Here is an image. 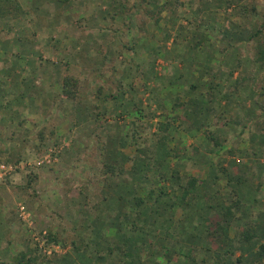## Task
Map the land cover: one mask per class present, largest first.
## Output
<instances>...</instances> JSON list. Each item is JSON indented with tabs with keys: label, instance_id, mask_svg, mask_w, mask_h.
Here are the masks:
<instances>
[{
	"label": "rangeland",
	"instance_id": "obj_1",
	"mask_svg": "<svg viewBox=\"0 0 264 264\" xmlns=\"http://www.w3.org/2000/svg\"><path fill=\"white\" fill-rule=\"evenodd\" d=\"M36 1L38 7H32L31 0H19L27 12L20 18H0V135L8 144L20 145L22 138H31L40 124L46 126L40 148L34 150L33 139H28V144L23 145L27 157L24 154L19 163L5 164L7 171L0 172V186L3 187L0 188V262L14 264L13 257L24 250H32L38 263L43 264H128L129 260H139V264H201L211 256L214 260L230 262L224 252H233L242 241L241 232L245 226L250 222L256 227L264 225V116L258 105L264 104V88L257 92L253 86L257 88L263 82L264 87V70L253 61L257 42L248 40L249 34L264 21V0H180L175 17L163 11L160 28L153 25L149 18L151 13L130 11L123 20H114L116 25L125 23L132 29V33L120 36L124 38L121 40L128 41L130 52L121 49L125 41L120 37L113 40L108 33L112 29L109 4L112 0H72L65 4L57 0ZM126 1L130 5L133 2ZM144 6L152 13L157 10L149 3ZM243 7H254L258 14L241 17ZM194 31L204 34L209 41L196 58L199 69L205 72L204 81L215 75L214 83L205 86L213 89L216 82L220 84L216 87L220 89L218 100L211 106L205 100L203 80L192 78L183 70V65L189 68L191 63V59L186 58L193 56L189 47ZM153 46L162 48L158 57L157 52L150 49ZM164 50L168 55L165 56ZM237 61L238 67L235 66ZM112 69L117 73L112 74ZM230 71L232 76H229ZM66 74L79 80V96L75 101L60 98L59 85ZM178 74L182 78H177ZM142 75L147 79L157 78L156 87L163 93L167 90L165 99L168 102L173 95L179 96L185 104L173 113L179 116L169 128L173 135L168 134V130L165 135H153L161 111L149 97L154 79L147 80V87H143ZM193 75L198 74L195 71ZM172 76L175 81L164 84L166 78L169 80ZM47 79L49 87L42 89L40 86ZM57 79L59 85L54 82ZM241 79L245 84L235 87V80ZM19 81L20 85L9 87V83ZM118 81L123 87L117 88ZM22 83L25 87L33 84L29 99L34 102L29 104L25 99L28 107L25 111L21 104L11 101L18 90H24ZM191 83L195 85L194 90L188 89ZM100 85L103 90L98 96L96 89ZM107 92L116 93V97L109 101L104 99ZM42 98L44 103L39 102ZM6 101L11 102L5 107ZM170 104L166 103V112ZM133 105L138 106L145 117L131 121ZM209 107L218 115L236 117L242 122L231 126L223 125L220 120L215 123L213 115L207 111ZM152 112L157 117L148 121L146 118ZM256 120L259 122L254 127ZM249 122V127L243 129ZM194 126L216 138L220 146L214 147L213 142L206 140ZM130 141L133 147L128 145ZM168 144L179 152L173 161L164 159ZM134 145L138 151L140 148L136 170L143 175L148 169L144 163L153 166L147 179L152 183L166 168L162 170L153 164L154 160L144 161V153L150 157L151 151V158H158L164 166L169 162L181 179L194 176L207 183L205 192L199 191L200 198L183 222L180 216L170 218L168 209L152 212L155 209L136 216L137 212H130L129 198L103 202L104 197H113L115 191L124 189L129 193L132 187L134 190L138 183L146 181L141 177L133 182L128 156L135 151ZM110 161L123 168L117 183L103 185L101 180H93L101 163ZM3 164L0 159V166ZM237 170L242 174L236 173ZM28 174L37 179H31L26 194L18 187L28 183ZM237 182L250 194L242 195L248 206L244 205L240 221L233 223L230 229L233 243L228 242L229 245L218 251L219 244L212 240L208 246L202 244L203 225L206 224L204 211L209 213L217 208L221 197L230 203L232 198L228 192L232 188L229 187ZM160 199V204L165 203ZM97 203L99 210L89 216L90 208ZM20 206L25 209L24 217L20 216ZM179 212L184 211L178 208L177 215ZM215 215L207 216V225H211L208 235L214 228ZM86 220L90 227L84 232L86 240L82 242L77 232ZM180 226L186 232L173 233ZM41 231L50 232L56 240L43 244L42 250L32 239V235L38 237ZM178 235L195 240L184 249L187 256L201 246L206 247V258L202 259L199 247L195 250L196 260H175L180 256L181 245L178 248L168 242V236L174 239ZM256 235L251 244H243L252 247L261 243L262 239ZM114 245L116 249L110 254L109 249ZM168 250L173 252L174 260H168ZM126 252L132 253V257L124 256ZM252 258L240 264L253 261L264 264V260Z\"/></svg>",
	"mask_w": 264,
	"mask_h": 264
},
{
	"label": "trees",
	"instance_id": "obj_2",
	"mask_svg": "<svg viewBox=\"0 0 264 264\" xmlns=\"http://www.w3.org/2000/svg\"><path fill=\"white\" fill-rule=\"evenodd\" d=\"M70 1H72V0H57V3L65 4V3H68ZM225 2L227 3V5H229V6L231 5L227 1H225ZM128 3L129 2L126 0H112L111 3H109L110 4V11H111L110 18H111V22H112V24H111L112 29L109 30L108 33L111 34L113 40L118 39L122 35L126 36V34L132 33V29L129 26H127V24L124 23V24H117L116 25V21H114L115 19L116 20L117 19L123 20V18L130 15V11H133L134 13L142 12L144 14L151 13L152 16H149V18L152 20L153 25L160 28V27H162L160 22L162 20L161 14L163 13V11H166L167 14L169 13L170 15L175 17V11H176V9H178L177 5H178V3H180V0H174L173 2H168L167 0H164V1L163 0L162 1L161 0H133L131 5ZM147 3L154 5L155 8L157 7V10L154 13L149 12L148 9L144 6ZM157 4H158V6H157ZM220 6H222V5H220ZM150 11H152V10H150ZM26 14H27V12H25V10H23V8L21 7L18 0H0V18L12 17V18L16 19V18H20L21 16H24ZM252 14H255V15L258 14V12L256 11V9L254 7H250V8L243 7L240 10V16L241 17L248 18ZM208 26L209 25L206 24V27H208ZM179 28L182 29L181 26ZM191 34L194 35L193 36L194 40H193V43H191L192 46L189 47V49H190L189 52L192 53L193 56L191 58H186V59H191L190 60L191 63H190L189 68H185L186 66L183 65V70H184L185 74L187 72L188 74H190V76L192 78L196 77L198 80H201V81L203 80L202 82H203V85L206 89L205 100L208 103H210V106H211L212 102L214 103V101L217 102V100H218L217 92L218 91L220 92V89H216V87L220 86V84H219V82H216V85L213 86L214 87L213 89L208 88V86L206 87L205 85H210L212 82L214 83L213 78L215 75H213V76L211 75L212 78L210 77L204 81L205 72H201L202 70L199 69L200 66L198 64H196L197 55L199 57V53H200V51H202V47H204V49H205L206 44L209 43V41L207 40L206 36L202 33H198L196 31H194V32H191ZM196 36H198V37H196ZM152 37H155V36L153 35ZM119 39L121 40L124 38L120 37ZM248 40L249 41L254 40L255 42H257L253 61L258 67H260L261 69L264 70V21L255 29V31H253L249 34ZM121 41H125V40H121ZM121 49L122 50L124 49V51H127V52L131 51V47L128 45V41H125V43L121 44ZM150 49L152 51L157 52L156 53L157 57L159 56V50H162V48H155L154 46L150 47ZM164 51H165L164 52L165 56L168 55L169 52L167 50H164ZM105 58H106V56L103 54L102 59L105 60ZM197 63H199V62H197ZM137 66H139V65H136V67ZM235 66H237V67L240 66V63L237 61ZM99 70H100V68H99ZM127 71H128V69L126 70V72ZM195 71L198 74L197 76L193 75V73ZM114 72L117 73L116 70L112 69V74H115ZM231 73H232V71H230L229 76H232ZM173 76L169 80H168V78H166L167 81H166V83L164 82V84H172L173 81H175V80L172 81V79H174ZM142 77L144 79V84L142 83L143 87L146 86L145 83L147 82V80H152V78L154 79L153 81H155V82H153V86H152V89L150 90L149 97L151 98L152 103L155 105V108L157 110L159 109L161 111L160 112L161 118L160 117L158 118L159 122L155 125L153 135L156 136L159 133H162L165 135L164 132H166L167 130H168V134L171 133V135H173L172 131H170L169 128L171 126H173V124L179 119V116L173 115V113H174V111L176 112L177 109L183 108V105H185V104L181 101L179 96H173V95L170 96V98L172 97V101L169 100L170 102H168V100L165 99L167 94H168L167 90H164V93H163L162 90H160L159 88L156 87V83H158V82H156L157 78L151 77L150 79H147V78H144L145 77L144 75H142ZM165 77H168V76H165ZM177 78H182V76H179V74H178ZM248 82H251V78L248 79ZM234 83H235V87H237L239 85L243 86V84H245L242 81V79L241 80H235ZM116 84H117V88L123 87V85H121L122 82H120V81L116 82ZM59 86H60V98L61 99L66 100V101H75L78 98V96H79V80L76 77L69 75V74L62 76ZM253 86L255 87V91H257V92H259L258 90L264 88L263 82H262V85L260 84V86H257V88L255 85H253ZM188 89L194 90L195 85H192V83H191V85L189 84ZM102 90H103L102 86L101 85L98 86V88L96 89V94L98 96L101 95ZM24 95L27 96L26 91H25ZM228 96H229V94H228ZM114 97H116V93H113V92H107V94L104 95V99H106L108 101L110 99H113ZM221 97H222L221 94H219V98H221ZM192 100L196 102L195 99H192ZM195 102H193V103H195ZM166 103H171L170 108H168L169 112H166V110H167L166 107H168L166 105ZM258 105H259L260 112L264 116V104L259 103ZM133 106H135V108H134V114L130 115L131 121L132 120L137 121V120H140L143 117H145L141 112L142 110L138 106H136V105H133ZM207 111H209L208 112L209 114L213 115V119H214L215 123H217V121L220 120L221 123H223V125L231 126L233 124H240V122H242L240 119H238L236 117L233 118L231 116H226L224 114L218 115V113L214 110V108L209 107ZM63 112L65 114L67 112L66 109L63 110ZM72 115H74V114H72ZM155 116H156V114L154 112H152V115L147 117L146 119H148V121H150ZM260 117H262V116L260 115ZM257 120L255 122L253 121V123H255L254 127L256 126V124L258 125L259 121H257ZM44 124L45 123L40 124L39 125L40 127L37 128L36 130H34L31 138H28L27 136L23 137L22 140L20 141V145H15V144L13 145L14 142L8 144L7 142H5V138L3 139L2 135H0V148H1L0 149V159H2V163H4L3 165L9 164L12 161L14 163H19L20 161H22L24 159V157H21L24 154H25V157H27V151H26V149L24 150L23 145L28 144V141H29L28 139H31V140L33 139V141H31V143L33 145L34 150L40 148V145L43 143L44 136H45L46 126ZM250 124H251V122H249L248 126L244 125L243 129L248 128ZM194 128H196V130L198 132H200L206 140L212 141L214 147L220 146V144L216 138H214V137L212 138V137L208 136L207 134L203 133V131H200V129L197 128L196 126H194ZM262 131L264 132V128ZM51 134H53L52 130H51ZM162 139H163V137H162ZM168 140H169V137H168ZM128 145L133 147L131 141ZM20 146H21V148H20ZM153 146L155 147V144H153ZM167 148H168V150L166 149V153L164 154L165 155L164 159H171L173 161L174 157L176 158V156L179 152L175 148H171V144H168ZM23 150H24V153H23ZM134 150L135 151L133 152V154H130V156H128V163L130 164V171L132 173L133 182H136L138 179L141 180V177L144 178L146 181L144 183L141 182V184L138 183L135 186L134 190L132 187L134 194H132L131 189H130L129 193L124 192L123 191L124 189H121V191H115L114 196L111 198L104 197L103 202H107L108 200H111V201L115 200V201L119 202L120 199L125 200L126 198L127 199L129 198V200H131V201L128 202V200H127V203H129V206H130V212H137V213H135V215L139 216V217L142 216L143 214H145V212H150V211L155 210V209H157V210L152 211V212H158L161 210H167L168 209V214H172V216L171 215L169 216L170 218L177 215L178 208L181 211L186 210V211L190 212L192 206L196 205L198 199L200 198L199 191L202 189V191L205 192V190H206V187H205L206 185H204V181H201L194 176H187L184 179H181L180 174L177 172V170H173V166L170 167L169 162H168L167 166H164L161 162H158L159 161L158 158H156V159L151 158V156H153V151H151L150 157L148 155H146V153H144L145 154L144 161L147 162L150 160H154L155 162L153 164L156 163L157 166H159L162 170H164V168H166L163 172H161V175L159 176V178H157L152 183L151 181H149L147 179L150 175V168H152L153 166L150 167L147 163H144L143 165L148 168L147 169L148 171L145 170V173L143 175H141V173L136 170V165H135V162L137 161V159L140 158V157H138L139 152H140V148L138 151V148L134 145ZM115 163L116 162H114V161L102 162L101 167L98 169L97 173L95 175L93 174V176H95V177H93V180L95 179L96 182L101 180L103 182V185H107L110 182L117 183L118 180H116V179L121 178L122 173H123V168L116 165ZM237 167H238V165H237ZM236 173L242 174L241 172H239V170H237ZM239 174H238V176L241 177ZM27 177H28V183L25 186H19L18 187L20 190H22L26 194H27L26 190H28V188L30 187L31 179L32 180L37 179V176H35V175L31 176V174H28ZM239 177H237V180L239 179ZM241 178L239 179L240 182L242 181ZM240 182L234 183L231 187H229V188H232L228 192L229 196L232 198L230 203L227 204L226 199L225 198L223 199L221 197L220 200L222 202H220V205L217 208H214V209L208 211L209 213H207V210L204 211V215H206L205 220L208 219L207 216L210 213H216V215H215L216 222L214 224V228H213L212 232H210L208 235V237H210V239L209 238L208 239L211 240L215 236H217V240H218L219 244H221L222 246L223 245L224 246L229 245L228 242L233 243L234 237H232V238L230 237V228H232L234 226L233 223L240 221L239 215L241 214L242 209L244 208V205H246V203L243 202L245 197L242 196V194L240 193V191H243L242 183H240ZM132 183H131V185H132ZM165 184L168 185V188L165 187ZM85 185L87 186L89 184L86 183ZM0 188H3V187L0 186ZM130 194H132V195L130 196ZM240 195H241V197H240ZM159 199L164 200L165 203L160 204ZM62 202L63 201L60 200V203H62ZM247 206L248 205H246L245 207H247ZM99 208H100V204H98V203L93 204V206L90 208L89 216L92 215V212L99 210ZM77 214H79V211H77ZM87 219H88V217H87ZM89 224H90L89 220H86V224H84V226L82 228H80L81 230L77 232V237L82 242L84 240H86L85 239L86 235L84 232L89 230L88 229V227H90ZM245 227L246 228L243 229V231L241 232L242 241L240 240L238 242V245H243V242L247 243V244H251L252 240H254L255 237L257 236L256 235L257 234V232H256L257 227H256L255 223L250 222ZM262 230H263L262 233L264 234V228ZM38 235H39L38 237H39L40 241H42L44 244H48V243L50 244V243H54V241H56L55 236L50 234V232L41 231ZM251 248L254 249L252 256L254 257L255 260H258V261L264 260V242L256 243V244L252 245ZM115 249H116L115 245L112 248L110 247L109 253L112 254V252ZM234 251L235 250H233V252L227 251L226 254L228 253L229 255H232V254H234ZM32 252H33L32 250H24V251L19 252L18 254H16L13 257V263L14 264H43V263H41V261L38 263V260H36V258L33 256ZM124 256L132 257V253L126 252V253H124ZM236 260H240V258H236ZM139 263H140L139 260H129L128 261V264H139ZM0 264H2V263L0 262Z\"/></svg>",
	"mask_w": 264,
	"mask_h": 264
},
{
	"label": "crops",
	"instance_id": "obj_3",
	"mask_svg": "<svg viewBox=\"0 0 264 264\" xmlns=\"http://www.w3.org/2000/svg\"><path fill=\"white\" fill-rule=\"evenodd\" d=\"M18 2H19V0H18ZM37 3V1L36 0H31V3H30V5H32V7H34V6H37L38 7V5L36 4ZM43 73V78L45 79V75H44V72H42ZM23 80V79H22ZM48 80V82L47 83H45L46 81ZM47 80H44L43 81V84L40 86V87H42V89L43 88H45V87H49V79H47ZM6 82H9V81H7V80H5ZM57 81H59V79H57V80H55L54 82H56L58 85H59V82H57ZM20 83V81L19 82H11V83H9V87H11L12 88V86H14V84H16V85H20L19 84ZM25 83H22L21 84V86L23 87V89L24 90H22V89H20V90H18L17 92H16V95H15V97L14 98H12L11 99V101H15L18 105H20L21 104V107L23 108V111H25V110H28V107H27V103H25V99H27V100H29V104L30 103H33L34 101H31L30 99H29V95H30V92H32V89H31V87H32V85H30V86H26L25 87V85H24ZM47 84V85H46ZM25 91L27 92V96H25L24 94H25ZM31 96V95H30ZM34 99V98H33ZM10 101V102H11ZM9 101H6L5 103H4V106H7L9 103H10ZM39 102H41V103H44L45 101H44V98H42V99H40V101ZM29 106H32V105H29ZM28 114H29V112H27ZM0 118H2V117H0ZM40 121H42V120H40ZM6 142V141H5ZM205 184H207L206 182H204V185ZM203 192V191H202ZM240 193L243 195V194H246L247 196L248 195H250V194H248L249 192H247V191H240ZM200 196H201V194H200ZM240 197H241V195H240ZM180 211V210H179ZM180 214H178V215H176V216H180V218H181V221L180 222H183L184 221V219L187 217V215H188V211H184V212H179ZM172 216V214H169L168 216ZM198 222H200L202 225H203V223H202V219L200 218L199 219V217H198ZM204 222V221H203ZM205 222H206V224L205 225H203V227L205 228V235L202 237V244H204V245H210L211 244V240L213 241V243L214 244H219V242H218V240H217V236H215L213 239H211V240H209L208 239V228H210L211 227V225L209 226V225H207V222H209L208 220H205ZM209 226V227H208ZM264 228V225H262V226H257V230H256V232H257V234L259 235V237L262 239L261 240V242H264V234L262 233L263 232V229ZM168 229H169V227H168ZM231 229V228H230ZM209 231H211V230H209ZM183 232H186V229L184 228V227H179V228H177V230L175 231V232H173V233H176V234H181V233H183ZM230 232H231V230H230ZM171 238H173L172 236H168V242H170V243H173V244H176L177 245V247L178 248H180L179 247V244L181 245V248L179 249V254H180V256L177 258V259H175V260H196V257H197V255L195 254V250L196 249H198L199 247H201V246H199V247H197L195 250H193V253H192V255H186L184 252V249L186 248V246L187 245H189V244H191L192 242H195V240H194V238L193 237H189V236H179L178 235V237H176V238H174V239H171ZM226 246H222L221 244H219V250L218 251H221V249H223V248H225ZM236 248H234V254H232V255H229L228 253L226 254V252L227 251H225L224 253H225V255L227 256V258H226V260H231L230 262L229 261H226V262H221V260H214L213 258V256H211V257H209V259L207 260L208 262H209V264H240V262L242 261V260H244V259H248L249 257H253L252 256V254H253V249L251 248V247H248L246 244H243V245H237V246H235ZM202 248V259H204V258H206V256H204V249L206 248H204V247H201ZM169 251V250H168ZM171 253H173L172 251H169L168 252V260H174L173 259V257H172V255H171ZM176 254V253H175ZM198 256H200L199 254H198ZM204 256V257H203ZM236 258H240V260H236ZM164 260L166 261V263H168V260H166L165 258H164ZM252 260H253V258H252ZM184 261V262H185ZM207 261H204V262H202L201 264H206L207 263ZM183 262V263H184ZM189 264H193V263H189ZM252 264H255V262L253 261L252 262ZM257 264V263H256Z\"/></svg>",
	"mask_w": 264,
	"mask_h": 264
},
{
	"label": "built area",
	"instance_id": "obj_4",
	"mask_svg": "<svg viewBox=\"0 0 264 264\" xmlns=\"http://www.w3.org/2000/svg\"><path fill=\"white\" fill-rule=\"evenodd\" d=\"M7 171V167L6 166H4V165H1L0 166V172L3 174V172H6ZM4 175H5V173H4ZM20 213H21V217L24 215V213H25V209H24V207L23 206H20ZM24 217V216H23ZM27 217H29L28 215H27ZM32 239L38 244V247H39V249L40 250H42L43 248V242H41L40 241V239H39V237H37V236H35V235H32ZM54 248H56V246L54 247ZM44 252H45V250H43ZM50 252H47V254H49Z\"/></svg>",
	"mask_w": 264,
	"mask_h": 264
}]
</instances>
